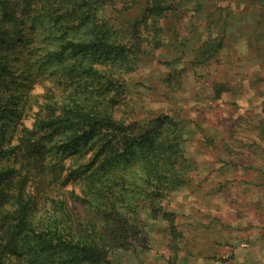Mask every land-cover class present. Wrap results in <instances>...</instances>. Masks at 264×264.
I'll use <instances>...</instances> for the list:
<instances>
[{
    "label": "trees",
    "instance_id": "1",
    "mask_svg": "<svg viewBox=\"0 0 264 264\" xmlns=\"http://www.w3.org/2000/svg\"><path fill=\"white\" fill-rule=\"evenodd\" d=\"M22 1L18 15L0 0V264H113L121 246L146 238V211L166 221L176 254L183 234L164 204L197 170L182 122L162 115L141 125L117 111L138 56L163 45L164 22L181 26L186 0H121L127 9L143 3L126 29L98 15L99 0ZM27 22L42 44L27 49L20 70L11 53L25 45ZM223 49L224 37L203 41L192 63ZM42 80L50 86L40 104L32 90ZM213 87L216 99L230 90ZM71 205L83 211L73 215Z\"/></svg>",
    "mask_w": 264,
    "mask_h": 264
},
{
    "label": "rangeland",
    "instance_id": "2",
    "mask_svg": "<svg viewBox=\"0 0 264 264\" xmlns=\"http://www.w3.org/2000/svg\"><path fill=\"white\" fill-rule=\"evenodd\" d=\"M8 1L20 15L23 1ZM99 1L98 15L123 29L144 13L143 3L127 9L121 0ZM183 6L188 11L181 26L175 20L164 22L171 31L163 45L146 47L138 56L135 71L125 77L127 100L117 111L118 118L141 125L162 115L182 122L185 154L197 170L192 171L189 186L164 205L174 214L183 238L173 253L166 221L153 219L146 211L142 217L148 219L142 225L146 238L124 244L111 261L264 264V0H186ZM219 8L224 11L210 20ZM255 19L262 26H255ZM23 28L25 45L11 53L20 57V70L28 59L27 49L42 44L28 22ZM218 37H224V49L208 64L193 65L192 50ZM217 83L230 89L220 99L214 94ZM48 86L47 80L34 85L32 94L40 104ZM37 111L35 104L24 120L27 127H32ZM70 208L73 215L83 211L75 205Z\"/></svg>",
    "mask_w": 264,
    "mask_h": 264
},
{
    "label": "crops",
    "instance_id": "3",
    "mask_svg": "<svg viewBox=\"0 0 264 264\" xmlns=\"http://www.w3.org/2000/svg\"><path fill=\"white\" fill-rule=\"evenodd\" d=\"M255 22H256V24H255V26H262V24L260 23L261 22V20H259V19H255Z\"/></svg>",
    "mask_w": 264,
    "mask_h": 264
}]
</instances>
